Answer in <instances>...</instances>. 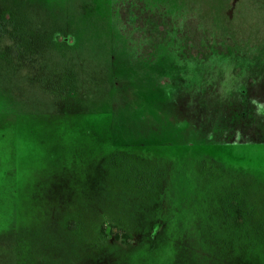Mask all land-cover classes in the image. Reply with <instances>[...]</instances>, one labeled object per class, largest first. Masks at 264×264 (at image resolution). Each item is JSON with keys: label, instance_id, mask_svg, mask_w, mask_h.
<instances>
[{"label": "rangeland", "instance_id": "rangeland-1", "mask_svg": "<svg viewBox=\"0 0 264 264\" xmlns=\"http://www.w3.org/2000/svg\"><path fill=\"white\" fill-rule=\"evenodd\" d=\"M4 1L0 264H264V0Z\"/></svg>", "mask_w": 264, "mask_h": 264}, {"label": "trees", "instance_id": "trees-1", "mask_svg": "<svg viewBox=\"0 0 264 264\" xmlns=\"http://www.w3.org/2000/svg\"><path fill=\"white\" fill-rule=\"evenodd\" d=\"M7 10L11 11L9 14ZM20 14L15 4H3L0 1V44L3 43V65L6 66L9 72H24L25 77L30 83L34 84L31 78L32 73L36 74L33 69H36L37 48L29 33L22 28L20 23ZM4 53L8 58L4 57ZM42 71H47L44 68ZM66 79L61 80L57 85L60 93H66ZM107 236L114 235L115 239H119L118 234H113L111 231L103 232Z\"/></svg>", "mask_w": 264, "mask_h": 264}]
</instances>
